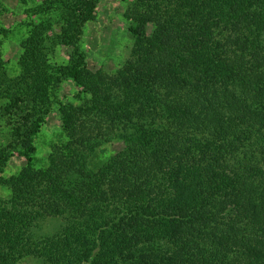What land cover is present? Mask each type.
<instances>
[{
    "label": "trees",
    "instance_id": "16d2710c",
    "mask_svg": "<svg viewBox=\"0 0 264 264\" xmlns=\"http://www.w3.org/2000/svg\"><path fill=\"white\" fill-rule=\"evenodd\" d=\"M98 2L26 10L16 76L0 33V264H264V0H135L114 74L80 47ZM59 48L67 63H52ZM66 81L77 101H58L64 139L39 167L34 139ZM12 148L28 161L4 177Z\"/></svg>",
    "mask_w": 264,
    "mask_h": 264
},
{
    "label": "rangeland",
    "instance_id": "374dc122",
    "mask_svg": "<svg viewBox=\"0 0 264 264\" xmlns=\"http://www.w3.org/2000/svg\"><path fill=\"white\" fill-rule=\"evenodd\" d=\"M42 0H0V33L3 29L9 30L8 37L2 38V54L6 66L12 76L20 73L19 57L21 39L26 34V24L31 21L26 10L36 6ZM135 0H99L94 20H90L84 27L80 47L87 55V64L92 71H105L108 74L116 73L130 58L134 40L129 32V21L125 12ZM24 25V26H23ZM52 63H67L68 52L59 48L56 55L51 58ZM79 89L71 81H66L55 100L50 114L46 118L41 133L34 139L37 148L36 163L39 167L46 166L48 155L52 147L64 139L62 131L61 114L58 101L76 102L75 95ZM10 127L7 122H0V148L8 146L11 142ZM122 143L114 142L104 145L98 150L95 160L102 164L110 156L119 152ZM21 149H9L11 158L5 167L4 177H10L20 172L27 164L26 155ZM10 196V191L0 186V199ZM59 222H52L51 229H56ZM21 264H43L34 257L27 258Z\"/></svg>",
    "mask_w": 264,
    "mask_h": 264
}]
</instances>
